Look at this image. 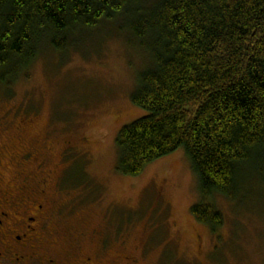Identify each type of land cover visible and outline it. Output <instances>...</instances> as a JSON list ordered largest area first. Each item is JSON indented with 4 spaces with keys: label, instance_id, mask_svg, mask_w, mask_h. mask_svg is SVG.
Here are the masks:
<instances>
[{
    "label": "rangeland",
    "instance_id": "1",
    "mask_svg": "<svg viewBox=\"0 0 264 264\" xmlns=\"http://www.w3.org/2000/svg\"><path fill=\"white\" fill-rule=\"evenodd\" d=\"M85 37L65 52L45 50L11 95L0 93V183L39 199L51 172L47 235L59 225L62 249L75 255L93 250L110 225V255L139 264H264V182L256 176L237 202L216 199L225 222L214 233L192 215L198 179L183 147L139 176L119 172V132L145 114L132 94L146 59L116 24Z\"/></svg>",
    "mask_w": 264,
    "mask_h": 264
},
{
    "label": "trees",
    "instance_id": "2",
    "mask_svg": "<svg viewBox=\"0 0 264 264\" xmlns=\"http://www.w3.org/2000/svg\"><path fill=\"white\" fill-rule=\"evenodd\" d=\"M110 24L146 59L132 94L145 114L119 132V172L139 176L183 147L192 215L217 233L216 199L237 202L251 175L264 182V0H0V93L45 50Z\"/></svg>",
    "mask_w": 264,
    "mask_h": 264
},
{
    "label": "flooded vegetation",
    "instance_id": "3",
    "mask_svg": "<svg viewBox=\"0 0 264 264\" xmlns=\"http://www.w3.org/2000/svg\"><path fill=\"white\" fill-rule=\"evenodd\" d=\"M50 178L51 172H45L37 187L39 199L34 200L0 183V264H139L132 255H110L109 241L116 238V233H108L110 225L106 232H101L98 245L81 255H75L72 249H62L59 225L53 224V232L47 235L48 208L55 202ZM62 253L67 255V262L62 259Z\"/></svg>",
    "mask_w": 264,
    "mask_h": 264
}]
</instances>
